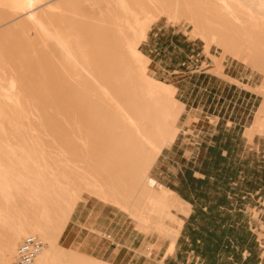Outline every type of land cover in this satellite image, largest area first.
<instances>
[{
	"label": "bare ground",
	"instance_id": "6f19581e",
	"mask_svg": "<svg viewBox=\"0 0 264 264\" xmlns=\"http://www.w3.org/2000/svg\"><path fill=\"white\" fill-rule=\"evenodd\" d=\"M254 1L263 13L264 0ZM241 2L105 0L89 10L78 0H0V264L14 262L26 237L47 244L34 264H107L58 248L85 193L134 212L188 214L189 203L149 177L184 105L149 77L139 46L157 21L184 13L264 75V19ZM260 106L250 140L264 131Z\"/></svg>",
	"mask_w": 264,
	"mask_h": 264
},
{
	"label": "rangeland",
	"instance_id": "374dc122",
	"mask_svg": "<svg viewBox=\"0 0 264 264\" xmlns=\"http://www.w3.org/2000/svg\"><path fill=\"white\" fill-rule=\"evenodd\" d=\"M78 2L89 10L105 5V0ZM241 4L255 17L264 19V12L254 0H242ZM245 10L235 7L234 14L245 19ZM179 14L153 24L139 46V52L151 60L149 77L172 87L174 99L184 105L174 145L163 150L159 166L149 177L158 191L164 186L177 197L188 192L195 203L182 198L190 204L185 215L145 207L134 212L92 194L82 197L93 196L116 207L144 234L159 239L162 252L167 248L168 254L175 252L182 230L178 254L159 264H264V249L255 242L252 231L257 226L255 220L264 222V131L251 140L246 137L264 101V75L255 64L224 54L223 48L204 38L184 13ZM228 72L235 80L228 77ZM233 83L255 92L257 97L253 99L257 100L247 104L243 100L246 92ZM141 211L150 219L145 220L146 214ZM261 227L264 230L263 223ZM192 238L206 240L194 243ZM260 238L264 240V235ZM58 248L66 254L73 252L63 247L61 238ZM202 251L208 256L200 257Z\"/></svg>",
	"mask_w": 264,
	"mask_h": 264
},
{
	"label": "crops",
	"instance_id": "0c3cea01",
	"mask_svg": "<svg viewBox=\"0 0 264 264\" xmlns=\"http://www.w3.org/2000/svg\"><path fill=\"white\" fill-rule=\"evenodd\" d=\"M228 77L235 80L230 72H228ZM233 84L236 88L246 92L243 100L247 104L256 96L252 90ZM242 84L249 86V84ZM256 100L257 98H254L253 102ZM161 156L162 154L160 158ZM160 158L153 169H157L159 166ZM190 194L187 192V194H179V196L193 204L195 199H192ZM78 201L70 217L71 220L61 235V242L65 249L85 254L107 264H159L164 259L178 254L176 248L183 235L182 230H180L176 242L175 252L168 254L167 248L162 252V242L159 239L156 240L154 237L151 238L144 234L136 224L130 222L129 217L124 216L116 207L93 196H83ZM255 223L257 226L252 228L254 240L261 249H264V240L260 238V235H264V230L261 227L264 222L255 220ZM202 240L206 239L202 238ZM202 240L191 239L194 243ZM151 244H153V248L150 249L149 245ZM146 251L150 253L147 254ZM199 256L207 257L208 255L202 251Z\"/></svg>",
	"mask_w": 264,
	"mask_h": 264
},
{
	"label": "built area",
	"instance_id": "2783aa9c",
	"mask_svg": "<svg viewBox=\"0 0 264 264\" xmlns=\"http://www.w3.org/2000/svg\"><path fill=\"white\" fill-rule=\"evenodd\" d=\"M43 248L44 243L39 237H26L17 249L13 264H34Z\"/></svg>",
	"mask_w": 264,
	"mask_h": 264
}]
</instances>
